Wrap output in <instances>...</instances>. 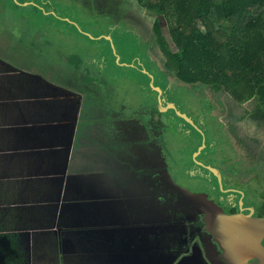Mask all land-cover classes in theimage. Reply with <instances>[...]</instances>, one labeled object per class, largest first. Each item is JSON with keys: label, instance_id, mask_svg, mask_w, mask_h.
Segmentation results:
<instances>
[{"label": "crops", "instance_id": "crops-1", "mask_svg": "<svg viewBox=\"0 0 264 264\" xmlns=\"http://www.w3.org/2000/svg\"><path fill=\"white\" fill-rule=\"evenodd\" d=\"M34 2L36 9L49 14L71 4L103 22L112 19L114 26L128 28L129 14L141 9L136 0ZM14 6L13 0L0 3V264H116L117 233L109 223L120 205L109 168L117 150L106 135L109 120H86L79 134L80 120H72L71 110L76 97L65 96L64 84L58 89L47 85L48 78L42 79L36 69L37 58L48 56L57 72L64 69L65 79L70 76L69 53L57 52L53 58L52 43L70 41L76 46L89 41L86 34L98 32L84 19L86 34L80 35L63 19L68 16H61V27L48 31L32 26L33 20ZM72 55L79 56V51L72 50ZM71 72L74 84L96 83L83 62L80 68L71 66ZM100 79L104 89L98 90L96 83L88 91L102 93L108 101L112 91ZM37 103L43 104L41 114ZM99 105H94L97 114L105 115Z\"/></svg>", "mask_w": 264, "mask_h": 264}, {"label": "flooded vegetation", "instance_id": "flooded-vegetation-1", "mask_svg": "<svg viewBox=\"0 0 264 264\" xmlns=\"http://www.w3.org/2000/svg\"><path fill=\"white\" fill-rule=\"evenodd\" d=\"M143 12L148 11L140 9L129 16L132 33L142 42L137 50L145 56L139 62V74L160 90L149 100L153 110L142 111L146 115L141 117L136 108L127 113L121 106L116 109L107 103L105 118L94 107L106 102L102 93L88 91L96 83L87 86L84 82L81 89L74 88L77 94L71 108L72 120H109L106 135L117 148L109 168L116 186V203L120 205L109 223L117 233L116 261L231 264L216 244L218 239L208 215L200 212V205L189 192L207 198L226 216L264 220V121L253 119L251 111L246 113L251 121L244 120L239 113V105L244 103H239L225 87L181 81L166 67L167 59L158 47L154 28L159 18L148 12L154 19H144ZM142 70L149 76L142 75ZM81 78L85 80L86 75ZM143 82L133 79L128 82L129 88ZM171 82L174 86L190 84V93L199 99L200 106L188 107V111L179 109L185 95L179 93V86H168ZM69 91L66 92H72ZM147 92L150 93L148 89ZM115 94L111 92L110 98ZM169 97L173 102L167 101ZM159 100L169 103L165 112L157 110ZM136 103L131 101V105ZM81 129H77L79 134ZM167 135L184 142L183 149L167 154L163 147L167 146Z\"/></svg>", "mask_w": 264, "mask_h": 264}, {"label": "trees", "instance_id": "trees-1", "mask_svg": "<svg viewBox=\"0 0 264 264\" xmlns=\"http://www.w3.org/2000/svg\"><path fill=\"white\" fill-rule=\"evenodd\" d=\"M170 22L155 23L166 67L181 81L225 87L239 103L254 100L264 121V0H136Z\"/></svg>", "mask_w": 264, "mask_h": 264}, {"label": "rangeland", "instance_id": "rangeland-1", "mask_svg": "<svg viewBox=\"0 0 264 264\" xmlns=\"http://www.w3.org/2000/svg\"><path fill=\"white\" fill-rule=\"evenodd\" d=\"M11 0H0V3H9ZM35 0H13L14 7L17 8L22 14L28 15V17L33 20L32 26H44L48 31L51 27L57 26L61 27L63 25L62 22H59V20H62L61 16H68L69 18H63L69 25L74 27L78 33L81 35L86 34L84 30H86V23H89V25L93 26L91 27L94 31H97L98 33H93V35H88L89 41L84 42L83 40L79 41L76 46L73 45L72 42H61L57 41L52 43V46L50 45L46 46V49L50 47L51 53L50 55L54 57L53 54L57 52H68V71L66 75H70L68 77H65L63 79L61 76L64 75V69H59L57 72L55 65H53V59H50L48 56H44L46 58L43 59L42 56L37 58L36 60V69L40 70L38 73H41L50 79H46L44 76H42L44 79L47 80V85H53V86H62L64 84L66 87L73 88L71 89V93H67L66 91H69L66 87L62 86L65 89V96L66 97H73L74 94H77V91L74 89L75 87H79V85L76 83L74 84L75 78L71 76V66L75 69L80 68V65L83 62V65L85 69L88 70L90 75H93V78L90 77V79L93 82H96L98 85V90L104 89L102 85L100 84V80H96V78L102 76L106 82V84L109 87V90L116 93L115 97L112 99L109 97V100L105 103H102L99 105L101 109L106 108L107 105L111 104L116 109L122 108L123 111H127V113H132V111L136 108L140 111L137 112V114H140L141 117H145L146 114H143L142 111H149L152 109V103L149 104V100L152 99V97L155 95L157 90L154 87H158L156 85L148 84L147 78L140 76V69H139V62L140 60H144V53L140 50H137V48L142 47V42L138 39L136 33H132L131 28H128L127 26H120L116 27L114 26V23L112 19L105 20L107 22H103V20H100L101 17L93 16L90 11L84 13L83 10L77 11L75 8H73L71 4H69L65 8H60L57 11H53L52 14H49L46 11L49 10H38L34 7ZM92 6L89 7V9ZM70 12H79L81 16H85L82 20L78 17L73 16ZM90 13V14H88ZM147 15H146V14ZM144 19H150L151 17L154 19V16L148 12H143ZM159 18L161 26H162V33L164 36H168V29L170 22L166 21L164 17L156 16ZM85 19V21H84ZM99 22V25H98ZM103 22V23H102ZM114 26V27H113ZM91 31V29H89ZM45 31V30H44ZM47 31V30H46ZM87 38V37H86ZM111 39V41H110ZM50 42V41H49ZM75 42V41H73ZM51 43V42H50ZM156 47V45H153ZM145 48V46L143 47ZM73 51H79L78 55H72L71 52ZM90 51V54H94V56L90 55L88 53ZM89 54V55H88ZM64 55V54H62ZM96 62H92V61ZM49 66H51L53 73L49 72ZM43 70V71H42ZM48 71V72H47ZM142 75L149 76L148 72H145L144 70L141 71ZM60 76L61 78H58ZM87 78H85L86 80ZM144 80V82L141 84V86L136 88H129L128 82L131 80ZM65 82V83H62ZM152 83V82H151ZM170 84V87H176L179 86L177 89L180 90L179 93L184 94L180 100L182 104H178L179 109L188 111L189 108H198L200 106L199 99H195V97H192L194 94L190 93L191 88L188 86H181L180 84L174 86L171 83H168V86ZM58 87H56L58 89ZM80 88V87H79ZM147 89L149 90V94H147ZM70 92V91H69ZM59 93V91H58ZM62 93V92H61ZM60 93V94H61ZM111 94V92H110ZM89 97L90 94H88ZM117 95V96H116ZM103 101H105L104 98H102ZM131 101H137L135 105H131ZM158 101V100H157ZM169 102H173V98L169 97L167 99ZM204 102V100H202ZM108 103V104H107ZM161 107H159L158 104H156L157 110L159 112H165L166 109H168V104L166 101H163V104L160 100ZM178 103V102H177ZM37 110L36 112L38 114L43 113L42 106L43 104L37 103ZM254 107V100L250 102H246L242 105H239V113L243 115V119L246 121H251L250 118L246 113H249V111L253 112ZM120 112V111H118ZM169 113V112H168ZM105 115H108L105 113ZM140 121H147V120H140ZM85 122L86 120H80L78 127L85 128ZM168 132V131H166ZM165 141H167V146L163 144L164 150L167 154L172 151H176L179 149H183L184 142H179L175 139L170 138L168 135L165 136ZM164 140V139H163ZM172 159L168 158V161L170 162ZM115 258V257H114ZM116 260V258H115ZM121 262L116 261V264H120Z\"/></svg>", "mask_w": 264, "mask_h": 264}, {"label": "water", "instance_id": "water-1", "mask_svg": "<svg viewBox=\"0 0 264 264\" xmlns=\"http://www.w3.org/2000/svg\"><path fill=\"white\" fill-rule=\"evenodd\" d=\"M180 85L191 87L188 83H180ZM154 88L160 92L159 88ZM159 107H161L160 100ZM178 114L188 119L185 114ZM189 194L191 199L200 205L202 210L200 212L208 215V223L218 239L216 244L231 264H264L263 219L243 215H239V217L226 216L207 198L191 192Z\"/></svg>", "mask_w": 264, "mask_h": 264}]
</instances>
